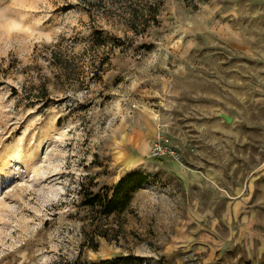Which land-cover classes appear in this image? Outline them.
I'll return each instance as SVG.
<instances>
[{
	"label": "rangeland",
	"instance_id": "rangeland-1",
	"mask_svg": "<svg viewBox=\"0 0 264 264\" xmlns=\"http://www.w3.org/2000/svg\"><path fill=\"white\" fill-rule=\"evenodd\" d=\"M76 260L264 264V0H0V264Z\"/></svg>",
	"mask_w": 264,
	"mask_h": 264
},
{
	"label": "trees",
	"instance_id": "trees-1",
	"mask_svg": "<svg viewBox=\"0 0 264 264\" xmlns=\"http://www.w3.org/2000/svg\"><path fill=\"white\" fill-rule=\"evenodd\" d=\"M137 174L138 172H131L129 176ZM127 177L128 176L121 177L114 185H106L96 189V187H98L99 185L98 181L95 180L96 175L95 177H90V175H88V183L82 182L79 190V194H82V203L93 209L95 212L109 217L113 210H116L127 203L129 199V192H131V190H134L139 185L138 182L137 184L130 186L127 192L125 194H122L121 188L125 184ZM98 233L100 235H103L104 237H108V234H106L105 232L99 231ZM74 264H107V261L101 260L97 262L91 260H83L81 262L76 260Z\"/></svg>",
	"mask_w": 264,
	"mask_h": 264
},
{
	"label": "built area",
	"instance_id": "built-area-1",
	"mask_svg": "<svg viewBox=\"0 0 264 264\" xmlns=\"http://www.w3.org/2000/svg\"><path fill=\"white\" fill-rule=\"evenodd\" d=\"M152 151L155 156H163L171 153L177 154L176 150H174L172 147L168 146L167 144H163L161 140L156 141Z\"/></svg>",
	"mask_w": 264,
	"mask_h": 264
},
{
	"label": "water",
	"instance_id": "water-1",
	"mask_svg": "<svg viewBox=\"0 0 264 264\" xmlns=\"http://www.w3.org/2000/svg\"><path fill=\"white\" fill-rule=\"evenodd\" d=\"M223 116H224L229 122L232 121V117H230V116H228V115H226V114H223Z\"/></svg>",
	"mask_w": 264,
	"mask_h": 264
}]
</instances>
